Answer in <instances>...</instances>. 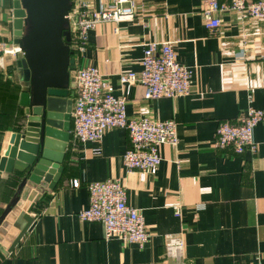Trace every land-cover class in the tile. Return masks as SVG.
Listing matches in <instances>:
<instances>
[{
  "label": "crops",
  "instance_id": "obj_1",
  "mask_svg": "<svg viewBox=\"0 0 264 264\" xmlns=\"http://www.w3.org/2000/svg\"><path fill=\"white\" fill-rule=\"evenodd\" d=\"M88 1L100 8V0ZM13 3L0 0V37L8 44H16ZM136 4L133 19L101 22L89 33L76 68L96 67L115 96L127 98L128 117L174 120L178 145L160 146L161 165L142 174L124 164L131 147L125 129L81 143L72 118L63 174L35 205L34 221L13 251L2 252L0 244V264H264V122L255 129L256 152L237 155L215 146L221 124L238 125L250 108L264 110V21L223 12L221 27L211 33L204 0ZM168 42L178 62L193 70L187 96L149 101L142 85L120 84L121 74L142 70L149 44ZM20 72L16 58L0 56V159L25 122ZM113 180L125 186L128 204L144 217L151 235L144 247L107 239L104 224L79 218L90 204L88 185ZM18 182L16 174H2L0 214ZM171 237L183 242L178 254L168 252Z\"/></svg>",
  "mask_w": 264,
  "mask_h": 264
},
{
  "label": "built area",
  "instance_id": "obj_2",
  "mask_svg": "<svg viewBox=\"0 0 264 264\" xmlns=\"http://www.w3.org/2000/svg\"><path fill=\"white\" fill-rule=\"evenodd\" d=\"M69 13L71 50L76 61L82 58L88 47L89 33L101 22L128 21L135 17L136 0H100L95 9L88 0H71ZM240 11L251 19L264 21V0L248 3L247 0H230V4L219 0H204L203 16L207 29L214 33L222 25L220 13ZM22 49L17 44H8L0 37V56L16 58ZM140 72H126L119 82L140 84L144 87L146 100L178 98L191 91L193 70L178 62L173 43H151L144 53ZM75 99L72 112L75 138L81 143L96 142L112 129H125L130 136L131 147L124 156L129 170L142 174L153 172L161 165L160 146H177L179 138L174 120L165 122L151 118H130L127 116V98L115 96L113 85L93 66L75 71ZM264 122V110L250 108L238 125L223 123L217 130L215 146L231 148L237 155L248 150L256 152L254 133ZM80 181L73 182L74 188ZM90 204L79 213L85 222H100L105 226L106 238H117L129 244L144 247L150 240V233L143 215L128 204L127 190L119 180L93 182L88 185ZM176 208V215L179 216ZM170 254H178L183 242L170 238L167 245Z\"/></svg>",
  "mask_w": 264,
  "mask_h": 264
},
{
  "label": "water",
  "instance_id": "obj_3",
  "mask_svg": "<svg viewBox=\"0 0 264 264\" xmlns=\"http://www.w3.org/2000/svg\"><path fill=\"white\" fill-rule=\"evenodd\" d=\"M15 43L24 90L20 132L0 159L3 173L16 174L18 187L0 214L2 252L13 251L32 225L35 205L63 174L76 92V58L71 50V0H14ZM21 222L25 225L21 227Z\"/></svg>",
  "mask_w": 264,
  "mask_h": 264
},
{
  "label": "trees",
  "instance_id": "obj_4",
  "mask_svg": "<svg viewBox=\"0 0 264 264\" xmlns=\"http://www.w3.org/2000/svg\"><path fill=\"white\" fill-rule=\"evenodd\" d=\"M73 55H74V52H73Z\"/></svg>",
  "mask_w": 264,
  "mask_h": 264
},
{
  "label": "rangeland",
  "instance_id": "obj_5",
  "mask_svg": "<svg viewBox=\"0 0 264 264\" xmlns=\"http://www.w3.org/2000/svg\"><path fill=\"white\" fill-rule=\"evenodd\" d=\"M20 74H21V72H20Z\"/></svg>",
  "mask_w": 264,
  "mask_h": 264
}]
</instances>
